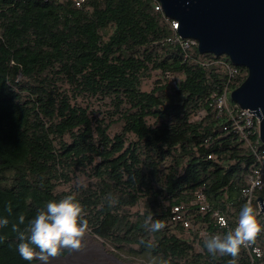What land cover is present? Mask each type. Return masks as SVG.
Wrapping results in <instances>:
<instances>
[{
  "label": "trees",
  "instance_id": "obj_1",
  "mask_svg": "<svg viewBox=\"0 0 264 264\" xmlns=\"http://www.w3.org/2000/svg\"><path fill=\"white\" fill-rule=\"evenodd\" d=\"M157 5L0 0V218L9 220L0 228V264H29L12 231L19 215L26 224L70 194L84 207L88 231L117 249L172 264L231 259L213 258L204 240L237 224L257 160L216 99L248 69L237 66L230 77L227 55L169 40L177 31ZM256 192L257 202L264 189ZM177 206L188 226L174 219ZM148 216L165 227L149 230ZM258 238L264 250V227ZM237 264H264V253L252 262L242 247Z\"/></svg>",
  "mask_w": 264,
  "mask_h": 264
},
{
  "label": "water",
  "instance_id": "obj_2",
  "mask_svg": "<svg viewBox=\"0 0 264 264\" xmlns=\"http://www.w3.org/2000/svg\"><path fill=\"white\" fill-rule=\"evenodd\" d=\"M157 1L165 16L178 23L179 36L196 39L201 53L227 55L233 65L248 69L230 98L257 115L259 137L264 142V0ZM258 201L264 205V197Z\"/></svg>",
  "mask_w": 264,
  "mask_h": 264
},
{
  "label": "clouds",
  "instance_id": "obj_3",
  "mask_svg": "<svg viewBox=\"0 0 264 264\" xmlns=\"http://www.w3.org/2000/svg\"><path fill=\"white\" fill-rule=\"evenodd\" d=\"M114 203L112 197L108 198ZM6 211L11 214L12 206ZM264 205L254 207L251 201L242 205L238 221L234 229H229L224 234L208 236L204 240V248L215 258L217 255L230 256L227 264H237L242 247H250L256 241L262 226L257 219ZM85 217L83 205L77 200L75 194H70L59 201L47 202L46 207L39 209L36 215L25 224V216L19 215L18 223L12 224V231L17 234V251L20 257L28 261H40V264H51L52 259L60 255L64 249H79L82 238L88 230V220ZM221 225L225 221L221 219ZM9 225L8 218H0V228ZM21 225H24L21 230ZM145 227L151 231H160L165 227L162 220H152L148 216Z\"/></svg>",
  "mask_w": 264,
  "mask_h": 264
},
{
  "label": "built area",
  "instance_id": "obj_4",
  "mask_svg": "<svg viewBox=\"0 0 264 264\" xmlns=\"http://www.w3.org/2000/svg\"><path fill=\"white\" fill-rule=\"evenodd\" d=\"M73 1L77 6H81L83 3L86 2V0H73ZM156 8L158 10H162V6L160 2H158ZM171 23L173 25L174 30L177 31L178 23L174 20H171ZM169 40H172L174 43H179L184 49L188 48L191 45H198V41L196 39L182 38L181 36H179L178 32H176V35L174 37L169 38ZM228 73L230 77H233L235 74L238 73V67L235 65L228 64ZM170 79L172 83L175 84L176 80L174 76H170ZM229 95H230V91L227 85L224 90V93L216 99V105L219 108V113H222L224 110L231 112L233 116L235 130L239 132L244 139L247 140L248 144L250 145V147L252 148L255 154L257 163L253 168L251 175L249 177L248 180L249 184L244 188H242L241 190V197L245 200V203L251 201L252 205H254L256 190L264 189V142H262L259 137V118L254 112L252 111L250 112L249 109H243L237 104H236V108L232 109L228 102ZM254 135H257L256 140L252 139ZM196 197L200 203L201 210L205 211L209 209L207 196L203 188L197 190ZM257 203L258 205H260L259 201H257ZM260 214H263V220L260 223L263 228L264 213L260 212ZM215 215L217 216V222L220 227H229V222L224 215L220 214L219 212H215ZM174 219L184 220L185 226H188L189 224L188 220L185 219V216L183 214V206H177L174 208ZM221 219H223L226 222L225 225L223 226L220 223ZM258 236L259 233L253 245L246 248L244 247L248 251L252 262H254L255 259L261 258L264 253L262 246L260 245V243H258L259 240Z\"/></svg>",
  "mask_w": 264,
  "mask_h": 264
},
{
  "label": "bare ground",
  "instance_id": "obj_5",
  "mask_svg": "<svg viewBox=\"0 0 264 264\" xmlns=\"http://www.w3.org/2000/svg\"><path fill=\"white\" fill-rule=\"evenodd\" d=\"M89 243L85 249H73V252L66 257L57 256L52 259L51 264H126L112 253L106 251L102 240L96 241L88 234ZM85 241L82 238V242Z\"/></svg>",
  "mask_w": 264,
  "mask_h": 264
},
{
  "label": "rangeland",
  "instance_id": "obj_6",
  "mask_svg": "<svg viewBox=\"0 0 264 264\" xmlns=\"http://www.w3.org/2000/svg\"><path fill=\"white\" fill-rule=\"evenodd\" d=\"M230 64L233 65V63L231 61H230ZM150 83L152 84V81H150ZM229 102H230V104L235 103L230 98V95H229ZM255 199H256V197H255ZM254 201L255 202H254L253 206L256 207L258 205V203L256 202V200H254ZM257 219L261 223V221L263 220V214H259ZM89 233L90 232L87 230L85 234L89 235ZM89 236L94 238L96 241L102 240L106 251L109 253H112L115 257H117L118 259H120L121 261H123L126 264H172V263L160 258L159 256L152 254L149 251H145L142 253L124 251V250L117 249L115 246H113L112 244H110L108 242H105L100 237H96V235L95 236L89 235ZM83 238L85 241L82 242L81 248L85 249L87 247V244L89 243V238L86 236H83ZM67 250H68L67 253L73 252V249H67ZM35 264H40V261H37V263H35Z\"/></svg>",
  "mask_w": 264,
  "mask_h": 264
}]
</instances>
